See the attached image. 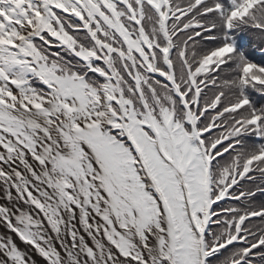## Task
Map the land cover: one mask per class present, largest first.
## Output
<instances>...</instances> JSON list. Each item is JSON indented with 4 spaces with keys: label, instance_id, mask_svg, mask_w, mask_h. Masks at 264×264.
Returning a JSON list of instances; mask_svg holds the SVG:
<instances>
[{
    "label": "snow or ice",
    "instance_id": "1",
    "mask_svg": "<svg viewBox=\"0 0 264 264\" xmlns=\"http://www.w3.org/2000/svg\"><path fill=\"white\" fill-rule=\"evenodd\" d=\"M0 264H264V0H0Z\"/></svg>",
    "mask_w": 264,
    "mask_h": 264
},
{
    "label": "trees",
    "instance_id": "2",
    "mask_svg": "<svg viewBox=\"0 0 264 264\" xmlns=\"http://www.w3.org/2000/svg\"><path fill=\"white\" fill-rule=\"evenodd\" d=\"M254 223H259V221L257 220V221H254Z\"/></svg>",
    "mask_w": 264,
    "mask_h": 264
}]
</instances>
